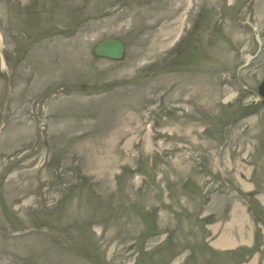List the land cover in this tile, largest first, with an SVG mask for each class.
Listing matches in <instances>:
<instances>
[{"label": "rangeland", "instance_id": "1", "mask_svg": "<svg viewBox=\"0 0 264 264\" xmlns=\"http://www.w3.org/2000/svg\"><path fill=\"white\" fill-rule=\"evenodd\" d=\"M0 36V264H264V0H0Z\"/></svg>", "mask_w": 264, "mask_h": 264}, {"label": "water", "instance_id": "2", "mask_svg": "<svg viewBox=\"0 0 264 264\" xmlns=\"http://www.w3.org/2000/svg\"><path fill=\"white\" fill-rule=\"evenodd\" d=\"M93 54L112 60H122L126 55V45L119 38H104L95 45ZM259 92L264 95V81L260 85Z\"/></svg>", "mask_w": 264, "mask_h": 264}, {"label": "bare ground", "instance_id": "3", "mask_svg": "<svg viewBox=\"0 0 264 264\" xmlns=\"http://www.w3.org/2000/svg\"><path fill=\"white\" fill-rule=\"evenodd\" d=\"M225 247H227V246H225ZM233 253H234V251L233 252H228L226 255H228L229 256V254H232L233 255Z\"/></svg>", "mask_w": 264, "mask_h": 264}]
</instances>
